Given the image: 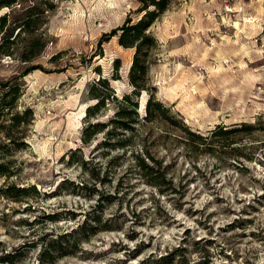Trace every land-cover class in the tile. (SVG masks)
I'll use <instances>...</instances> for the list:
<instances>
[{
  "label": "rangeland",
  "instance_id": "rangeland-1",
  "mask_svg": "<svg viewBox=\"0 0 264 264\" xmlns=\"http://www.w3.org/2000/svg\"><path fill=\"white\" fill-rule=\"evenodd\" d=\"M138 7L16 0L0 10L10 13L0 42L36 13L33 32L14 39L15 56L0 57V84L20 87L0 120V264L14 250L13 264H38L43 242L84 221L98 232L53 264H264V0H172L150 28L157 44L148 90L136 98L140 124L115 131L119 103L109 98L89 120L106 128L84 142L94 84L106 79L111 92L96 93L118 100L134 88V49L110 33L137 20ZM40 37L39 56L22 62V48ZM33 65L42 68L22 75ZM150 95L168 110L145 121ZM221 129L232 132L216 136ZM6 185L35 190L14 201Z\"/></svg>",
  "mask_w": 264,
  "mask_h": 264
},
{
  "label": "trees",
  "instance_id": "trees-1",
  "mask_svg": "<svg viewBox=\"0 0 264 264\" xmlns=\"http://www.w3.org/2000/svg\"><path fill=\"white\" fill-rule=\"evenodd\" d=\"M139 2V7L137 9V12L140 14V16L137 18V20L133 21V19L129 16L122 25L114 28L112 32L110 33L111 36H117L118 37V43L120 46L124 48H130L134 49V55L132 64L129 69V82L134 87L133 90L130 93H127L123 95L119 100L118 97L111 94H105L101 95L96 93V89L98 90V86L102 88V90L107 89V92L110 91L109 83L106 79H99L91 88V96L92 99H95L96 102L87 107L86 109V116L88 118L86 128L83 134V141L88 142L91 137L96 135L99 132L104 131L106 128V124L100 121L96 122H89L91 118H96L99 110L105 106L106 99H113L118 101V110L114 114V118L111 119V124H114V130L115 131H129L134 130L141 122V118L138 115V103L136 98L138 94L142 90H148L147 89V74H148V57L149 54H151L152 49L156 46L157 42L156 39L153 37L151 33V26L153 23L158 20L166 10H168L172 0H137ZM16 0H0V10L3 8H13L15 6ZM42 14V12H39ZM26 17L22 19L24 22L19 23L18 25V31L16 33V37H18L19 34L27 35L33 31L30 30L29 26L30 23L35 22L36 19H32L34 16L35 10L29 9L28 13H26ZM38 15L37 17H39ZM10 13L6 12L3 15L0 16V31H3L7 22L9 21ZM18 24V23H17ZM12 37V32L7 33L3 37H1L0 42V57H14L16 52L14 51V37L12 40L10 39ZM39 38H34L29 42V45L27 44L25 47L22 48L23 51H21L20 59L22 62H31L35 58L39 56L42 49H44V40ZM28 42V40H27ZM116 68L115 70L120 69L119 60L115 61ZM42 67L38 65H33L31 67L26 68L22 75H26L27 73L40 69ZM0 87L2 89V95L0 96V120L2 116L9 110H11L12 107H14L13 100L17 98L19 93V85L10 86L8 83L0 84ZM13 96L14 99L8 101L4 100L8 96ZM148 103H146V116L142 118L145 121H149L151 119H159L160 116H162L163 111H167L168 109L165 108L161 103L154 101V97L152 95L149 96ZM23 115H28L31 113L30 110H26ZM173 116V117H172ZM171 116V122L175 123L177 121H173L175 119V116ZM12 121V127L17 126L21 121L19 119V116L13 115L11 118ZM182 124V123H181ZM182 130L185 134H187L190 137L197 138L199 141H204L205 137L202 135L193 134L192 131L187 129L184 124H182ZM230 130H219L216 132L217 135H227L231 133ZM10 139V137L8 138ZM10 141H12L10 139ZM202 144V143H201ZM7 173L3 170V165L0 163V175L6 176ZM34 189L35 187H16L15 185H6V187L3 190V196L12 199L14 201H20L22 198H25L28 196V192ZM12 191H15L16 193H12ZM95 215L91 217L90 220L94 222H100V216L96 215L97 213L94 212ZM48 218L51 220H57L58 219V213H53L48 215ZM89 231V233H97V229L93 227L90 223L84 221L81 225H79L76 229H72L70 233H62L57 234L55 238H50L47 242H43L45 240L42 239L43 243L42 249L40 248V260L38 264H53L57 258L69 254L68 249L76 247L78 243L83 240L82 238H85L87 236L86 232ZM31 244V243H30ZM31 246V245H30ZM17 256L16 250L13 252H9L6 254L5 257L2 258V260L8 264H13L15 262V258Z\"/></svg>",
  "mask_w": 264,
  "mask_h": 264
}]
</instances>
